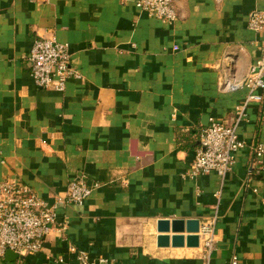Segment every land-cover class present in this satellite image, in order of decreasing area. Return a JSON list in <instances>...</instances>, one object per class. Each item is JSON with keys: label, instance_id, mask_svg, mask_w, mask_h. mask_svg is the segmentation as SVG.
I'll use <instances>...</instances> for the list:
<instances>
[{"label": "crops", "instance_id": "1", "mask_svg": "<svg viewBox=\"0 0 264 264\" xmlns=\"http://www.w3.org/2000/svg\"><path fill=\"white\" fill-rule=\"evenodd\" d=\"M135 1L0 0V182L17 179L49 204L69 182H97L81 206L60 210L67 241L90 260L204 264L199 238L198 247L156 245L157 221L198 220L215 224L208 264H264V172L247 180L249 153L235 155L219 195L215 173L181 178L209 120L231 126L243 103L246 89L220 84L255 59L260 35L247 18L264 16V0H177L173 24ZM50 36L82 77L62 93L36 87L22 59L33 38ZM262 93L236 131L264 146ZM60 239L47 235L41 252L12 264H75Z\"/></svg>", "mask_w": 264, "mask_h": 264}, {"label": "built area", "instance_id": "2", "mask_svg": "<svg viewBox=\"0 0 264 264\" xmlns=\"http://www.w3.org/2000/svg\"><path fill=\"white\" fill-rule=\"evenodd\" d=\"M177 0H136L135 6L146 15L167 24L177 19L174 4ZM248 30L260 35L253 43L255 59L248 66L246 73L239 79L222 77L220 88L225 93H235L243 89L247 94L241 105L235 109L233 123L224 126L213 119L199 133V142L193 161L181 174L183 180H194L199 176L215 173L221 180L214 187L219 195L225 175L235 163V155L246 150L249 153L247 180L264 172V146L260 143H246L238 137L236 131L240 122L246 120L245 108L251 103H261L264 92V16L260 11H253L247 18ZM176 50V47H173ZM28 65V72L34 85L43 90L62 93L71 79H82L81 75L70 66V53L66 44L54 36L35 37L29 51L22 57ZM97 182L82 179L66 185L65 196L49 204L41 199L28 186L17 179L0 182V260L7 251L13 252L18 259L41 252L47 235L59 234L60 245L73 255L75 264H114L112 260H90L83 249L67 241L68 221L60 218V210L70 206H81L91 192L98 187ZM202 249L204 264H208L210 254L216 244L215 224L213 221L203 224L197 233ZM58 263L64 262L59 257ZM230 264H237L233 257Z\"/></svg>", "mask_w": 264, "mask_h": 264}, {"label": "water", "instance_id": "3", "mask_svg": "<svg viewBox=\"0 0 264 264\" xmlns=\"http://www.w3.org/2000/svg\"><path fill=\"white\" fill-rule=\"evenodd\" d=\"M199 229L198 220H187V221H157L156 230L159 236L156 237V245L158 247H168L171 245L173 248L177 247H198V236L197 232ZM171 230L173 236L170 238L168 236H164V233L169 232ZM186 232L187 235L180 236L177 233ZM5 261L9 264H12L16 260H18V256L13 252L7 251L4 257Z\"/></svg>", "mask_w": 264, "mask_h": 264}]
</instances>
